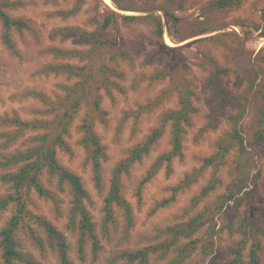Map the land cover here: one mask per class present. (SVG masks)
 I'll list each match as a JSON object with an SVG mask.
<instances>
[{
    "label": "trees",
    "instance_id": "16d2710c",
    "mask_svg": "<svg viewBox=\"0 0 264 264\" xmlns=\"http://www.w3.org/2000/svg\"><path fill=\"white\" fill-rule=\"evenodd\" d=\"M244 1L207 0L200 4L199 16L204 20L198 23L199 27L192 36L207 34L211 30L209 21L212 15L237 9ZM110 2L113 8L104 0H73L69 8L58 9L52 13L66 21L82 12L85 19L81 25H65L52 29L49 35L50 42H69L72 47L49 45L44 49L43 55L48 56L50 61L36 69L34 74L58 75L69 83L56 85L61 94H56L54 98L33 90L26 92L29 95H24L25 99L30 97L40 106L32 111V114L37 116L34 119L21 120L16 115L10 120L0 119V125L3 127L0 131V188L5 189L0 195V217L9 212L5 224L0 229V264H42L20 248L18 240L21 234L34 248L44 250L48 247L54 250L57 264H74L68 256L63 234L46 218L34 214L29 209L31 191L54 201L55 196L46 188L44 181L52 185L56 191L63 192L65 188L68 190L71 197L69 220L72 227L78 231L79 252L87 239H90L93 245L97 244L94 225L84 204L88 198L87 191L80 177L59 163L57 151H70L66 136L72 122L85 107L76 127L80 134L78 143L83 149L85 163L91 168L94 186L98 190L104 189L102 163L106 159V149L95 131L97 124H106V111L101 107V92L110 99H113L114 91L121 92L122 88L117 80L125 76L122 70L124 65L134 67L136 63L134 56L142 52L144 45L133 35V23L149 21L150 35L157 41L162 42L164 35V25L160 17L121 13L122 11L146 13V8L132 3L124 4L123 0ZM13 6L14 3L0 1V38L5 48L16 54L12 31L22 32L27 25L25 20L14 18L6 11ZM261 12V23L252 25L254 31L264 29V7ZM163 16L174 25L182 21L167 11H164ZM122 28L129 34V39L117 40L121 36ZM225 34L230 33L201 37L197 42L211 44V48L223 49L225 52L228 48L238 66L237 54L235 55L233 49L222 42ZM259 34L264 38V32ZM184 40L186 37L180 38L181 42ZM154 47H163V51L168 50L159 44H155ZM148 52L140 65L152 70L150 78L167 79L176 85L177 95L174 106L162 112L148 133L110 170L108 190L103 200L104 222H113V209L118 208L124 215L126 234L133 227V208L123 196L122 175L136 162L148 156L164 134L167 135L166 149L157 155L142 182L151 179L161 168L170 173L173 161L183 157L186 129L191 126L192 118L198 113L194 105V100L198 96L195 92L197 83L188 80L184 84H178L174 77V74L178 73L176 61H171L172 59L156 48ZM236 53L243 55V50ZM263 53L264 49L260 48L251 64L243 69L241 73L245 77L234 70V77L229 82L225 81L229 72L221 68L209 53H203L214 68V72L206 71V81L201 89V93L206 96V103L213 105L206 114L207 123L213 131L218 127L217 119L224 118L225 125L223 133L215 142L216 152L205 159L207 166L218 168L220 164L226 162L228 156H233L235 160L241 159L248 154L251 145L264 144ZM149 84H152L151 81ZM241 90L246 93L245 96L234 100L232 92L238 95L242 93ZM164 93L165 89L149 101L152 110L163 104ZM143 113L139 111L133 115L137 118ZM248 114L253 116L247 127L242 122ZM12 148L9 153H4ZM195 181L196 177L185 174L178 185L171 187V195L159 202L157 208L169 207L176 199L175 193L186 191ZM246 185L244 178H241L237 185L229 186L227 192L220 195L218 210H222L224 204L233 202L232 206L226 207V212L230 208L233 209L230 213L235 221L231 230L236 238L234 246L230 249L231 257L227 264H242L244 257L248 259V264H264V259L261 260L264 229L259 226L257 217H250L251 207L248 203H242L241 199L243 195L249 198L256 192V187L248 191ZM214 187L215 181H212L203 188L201 195H208ZM238 194H241V197H237ZM242 207L245 212L240 215L238 209ZM155 211L156 208L152 213ZM206 223L207 218L202 213H195L192 217L188 213L187 219L183 222L157 227L156 236L159 233L162 237L158 242L139 249L123 251L118 254V259L124 260L127 264H149L150 254H155L156 260L164 264H186L192 246L200 240L193 237L199 235V231ZM36 228L44 237L36 232Z\"/></svg>",
    "mask_w": 264,
    "mask_h": 264
},
{
    "label": "rangeland",
    "instance_id": "374dc122",
    "mask_svg": "<svg viewBox=\"0 0 264 264\" xmlns=\"http://www.w3.org/2000/svg\"><path fill=\"white\" fill-rule=\"evenodd\" d=\"M0 1L14 3V6L6 11L14 18L25 20L27 25L22 32L12 31L16 54L10 53L0 38V119L10 120L16 115L21 120H31L37 117L32 114V111L40 106L30 97L25 99V96L29 95L26 92L33 90L54 98L56 94H61L56 85L69 83L64 77L58 75L34 74L36 69L50 61L48 56L43 55L44 49L49 45L61 48L72 47L69 42H50L49 35L52 29L65 25H81L85 15L81 12L77 17L66 21L52 15L58 9L69 8L73 0ZM204 2L207 0H123L122 2L132 3L147 10L146 13L133 11L121 13L160 17L164 25V35L162 42L157 41L150 35L149 21L141 20L133 23V35L137 36L144 45L142 52L134 56L136 59L134 67L124 65L122 70L125 76L117 80V83L121 85V92L114 91L113 99L101 92V107L106 111V124H97L95 131L106 149V159L102 163L104 189L98 190L94 186L91 168L85 163L83 149L78 143L80 134L76 127L79 118L84 114L85 107L72 122L66 136L70 151H57L59 163L79 176L87 191L88 198L84 204L94 225L97 244L93 245L92 241L87 239L79 252L78 231L72 227L69 220L71 197L66 188L63 192H59L44 181L46 188L55 196L54 201L40 197L33 191L30 192L29 209L34 214L46 218L63 234L68 247V256L74 264H127L124 260L118 259L119 253L158 242L162 237L159 233L156 236L157 227L183 222L187 219L188 213L191 217L195 213H202L207 218V223L202 226L199 235L193 237L200 240L192 246L186 264H227L231 257L230 249L234 246L236 237L231 230L235 223L230 213L233 209L230 208L231 210L226 212V207L232 206L233 202L224 204L222 210H218V206L221 202L220 195L227 192L229 186L237 185L241 178H244L247 183L246 190L250 191L256 187L254 194H251L249 198L243 195L241 199L242 203H248L251 207L250 212L248 211L250 217H257L259 226L264 229V144L251 145L248 154L241 159L235 160L233 156H228L226 162L220 164L218 168L207 166L205 159L216 152L215 142L223 133L225 125L224 118H219L216 130L210 129L206 114L213 105L206 103V96L201 93L206 81V71L214 72L204 52L209 53L221 68L229 72L225 80L229 82L234 77V70L245 77L241 73L243 69L251 64L260 48L264 49V38L259 34L264 32V29L254 31L252 28L253 24L261 23L264 0H245L237 9L212 15L209 21L211 30L207 34L192 36L199 27L198 23L204 20L199 16L200 4ZM107 4L113 8L111 2ZM164 11L173 13L182 21L178 25H174L170 20L166 21L163 16ZM248 32L250 34H247ZM222 33H230L222 37V42L233 49L235 55L237 54L238 66L228 48L225 52L223 49L211 48V44L204 45L197 42V39L201 37ZM120 35L117 40L129 39L125 28L121 29ZM181 37H186V40L181 42ZM155 44L162 45L168 50L163 51V47H154ZM154 48L165 53L172 59L171 61H176L178 73H175L174 77L178 84H184L188 80L197 83L195 92L198 96L194 100V105L198 113L192 118L191 126L186 129L183 157L173 161L170 173H166V170L161 168L151 179L142 182L157 155L166 149L167 135L164 134L148 156L136 162L126 174L122 175L123 196L133 208V227L126 234L124 215L118 208L113 209V222H104L103 200L108 190L110 170L117 162L124 159L127 151L148 133L161 113L174 106L177 95L176 85L167 79L150 78L152 70L140 65L148 51ZM240 50H243V55L236 53ZM182 77L186 79L181 80ZM150 81L152 84H149ZM164 89L166 93L162 97L163 104L152 110L149 101L162 93ZM242 90L245 91V89ZM245 94L242 92L237 95L232 92V97L235 100ZM139 111L144 113L135 118L133 114ZM249 114L242 122L247 127L253 116ZM2 129L0 125V131ZM12 150L13 148L4 153ZM185 174L196 177V181L186 191L175 193L176 199L169 207L157 208V204L171 195V187L178 185ZM210 181L211 183L215 181L216 187L210 190L208 195L202 196L203 188L211 184ZM4 192L5 189L0 188V195ZM237 197H241V194ZM155 208L156 211L152 213ZM238 210L240 215L245 212L243 207ZM8 216L9 212H6L0 217V229ZM36 232L44 237L39 229L36 228ZM18 242L23 251L30 253L40 263L57 264L54 250L48 247L44 250L34 248L22 234ZM261 253L262 260L264 259V242ZM247 260L244 257L242 264H248ZM149 264H164V262L156 260L155 254H150Z\"/></svg>",
    "mask_w": 264,
    "mask_h": 264
},
{
    "label": "bare ground",
    "instance_id": "6f19581e",
    "mask_svg": "<svg viewBox=\"0 0 264 264\" xmlns=\"http://www.w3.org/2000/svg\"><path fill=\"white\" fill-rule=\"evenodd\" d=\"M106 3H110V0H104ZM112 4V3H111Z\"/></svg>",
    "mask_w": 264,
    "mask_h": 264
}]
</instances>
